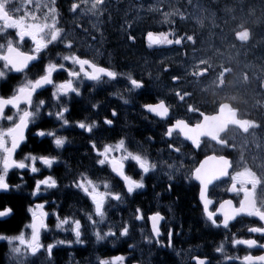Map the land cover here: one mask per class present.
<instances>
[{"label":"snow or ice","instance_id":"1","mask_svg":"<svg viewBox=\"0 0 264 264\" xmlns=\"http://www.w3.org/2000/svg\"><path fill=\"white\" fill-rule=\"evenodd\" d=\"M12 0H0V33L7 35V29H14L16 40L9 38L5 44H0V79H7L9 73L23 74L22 81L12 90L9 96L0 95V121L7 120L10 126L4 127L0 125V191L8 192L11 190V185L8 183L7 175L11 169L28 170L32 173H37L40 169L36 166L37 161L46 168H52L53 164L57 161L56 156L51 155H34L28 153L24 159H14V154L17 149L21 147L22 142L25 140V130L29 128L30 124H35L43 113V109L48 107L47 99H40L38 102L35 96L40 95L39 90H46V86L52 87L51 100L57 104H61L63 98H71V94L76 96L81 95L79 85L83 81H91L94 84H101L105 82L116 81L122 73L114 71L108 67L100 66L93 61L81 58L76 52L72 51L73 45L71 42L65 43L64 47L68 49L67 54H59L63 62H54L51 57L48 62L44 63V54L50 49L51 46L64 43L62 29L57 26L56 9L55 7L49 8L52 23H39L27 22L25 16L16 18L9 12V5ZM54 2V0H53ZM86 2V0H85ZM103 0H93L91 9L87 11L98 10V6H102ZM79 5L73 3L71 10L76 12ZM83 11V10H82ZM174 13H166L165 18L173 15ZM174 33L165 32H148L147 40L149 47L161 45H182L184 40L194 41L192 35L181 37L175 35L174 39L170 36ZM235 39L240 42H247L250 39V31L247 27L241 26V30L235 31ZM25 38L31 41V50H21V43L25 42ZM129 40H134V37L129 35ZM201 67L199 71H193V76H204L209 67L204 66L207 64L205 60H200ZM42 64V68L35 74V78H29L31 67ZM66 64L72 67H66ZM78 67V71L75 68ZM58 70H63L67 73L68 79L61 82L54 80V73ZM229 71L224 68L220 72L222 78L225 73ZM173 81H178L180 78L177 76L172 77ZM247 79V77H245ZM223 84V79L220 81ZM127 88L129 92L134 90L143 89L145 84L142 80L134 78L131 73L127 74ZM119 94V93H117ZM180 101H184L186 97L191 94L187 91L176 93ZM123 99V97H121ZM128 103L127 100L124 101ZM23 106V107H22ZM93 108L97 106L92 105ZM145 112L152 114L161 120L168 122V127L164 132V136L173 138L174 134L183 138L184 141H189L194 149H199L204 143H213L219 146L220 150L230 147V142L225 138L230 126H235L243 133H248L250 129L258 127V125L249 119H241L238 117V110L233 108L227 102H219L216 105L215 111L207 114L201 111L193 104L187 107L188 113L198 114L199 119L195 124L191 123L186 118L173 119L170 115L169 106L164 99H160L156 103H145L142 105ZM13 110L12 115L6 114V109ZM69 109L66 105H61L54 113L50 110L47 113L49 118L54 116L55 121L60 122L62 127L70 126V120L66 118V113ZM117 112L112 111L111 117H116ZM114 123L112 118L105 117L103 125L112 126ZM75 126L84 132L93 134L99 125L97 121L93 120L91 123H86L84 120L75 122ZM38 137H50L52 143L57 149L62 148L66 143V138L56 134L55 130L45 131L38 128L35 133ZM92 150L96 153V163L100 166H107L115 177H118L123 182L124 189L127 194L132 195L137 189L145 187V175L154 171L157 164L150 161V159L139 152L130 151L126 145L125 139L121 138L115 144H104L101 149L96 142H91ZM168 148L172 151L179 153L181 149L175 146V141L172 140L168 144ZM118 153L119 155H113ZM126 162H130L135 168L139 169L140 179H134L133 176L128 175L126 171ZM168 168L171 172H179L180 169L173 164H169ZM233 168V163L226 155L216 154L214 151L211 155H205L200 160L199 165L191 172L190 179L198 182L199 185V201L202 205L203 214L207 221L213 227L228 229L230 223L238 217L247 216L257 218L262 225H264V174L258 175L251 168L244 166L238 171H230ZM230 177L231 183L226 191L229 193H236L241 198L239 204L236 206L233 200L226 199L219 202L215 211L210 210V205H213V200L210 199V186H214L216 182H222L223 178ZM169 180L172 179V174H169ZM74 187L78 188L84 195L91 201L92 212L87 214V219L92 223L93 227L105 221L106 204L111 198L114 201H120L122 194L119 191H113V185L109 181L103 183L104 191L100 190V186L93 182L92 179L86 175L81 174V177L74 181ZM19 188V185L16 186ZM53 189L57 187V180L51 176H45L43 179L35 181V187L32 191V196H37L41 188ZM44 204L38 203L34 208L30 207L31 223L26 226L30 229V236H27L25 231L22 230L18 235L8 236L0 234V241H7L10 251L14 256L19 257L17 264H24V257L28 254L35 256L44 247L41 242V232L47 228L45 224V217L47 213L43 211ZM12 209L4 207L0 210V218L10 215ZM95 217V218H94ZM98 218V219H97ZM141 209H136V219L142 220ZM69 217L64 219L58 218L57 227L61 228L68 225L70 222ZM164 219L160 212H155L148 216L151 222L152 235L157 238L156 243L159 244V237L161 235L160 222ZM71 231L76 238L77 243H83L82 240V225L78 219L71 220ZM249 233H259L264 237V226H252L248 228ZM129 228L125 224L119 232L121 237L127 236ZM96 241H102L106 238L112 237L115 233L109 229L106 232L96 231L94 233ZM171 231L169 232V246L171 245ZM233 247L238 245H245L248 248L260 247L264 248V243H260L256 239H238L235 235L232 238ZM57 243L64 244L66 241L60 240ZM68 243H71L70 241ZM55 247L53 243L47 245V253L52 255V250ZM223 243L216 248V252L223 253ZM225 259H229L225 257ZM195 264H209L206 258L193 257ZM244 264H264V255L251 256L246 255L243 257ZM123 256H114L111 260L100 259L98 264H123Z\"/></svg>","mask_w":264,"mask_h":264},{"label":"flooded vegetation","instance_id":"2","mask_svg":"<svg viewBox=\"0 0 264 264\" xmlns=\"http://www.w3.org/2000/svg\"><path fill=\"white\" fill-rule=\"evenodd\" d=\"M29 9L27 13H35L37 10L38 0H27ZM71 7V5L69 6ZM25 10L24 0H12L9 5V12L16 18L23 16ZM7 35L0 33V44H5L9 38L14 41L17 39L14 29H7ZM4 35V37L2 36ZM21 50L30 51L31 41L25 38V42L20 45ZM59 51L61 55L67 54L68 49L63 46L53 47L51 46L48 51L44 54V63L48 62V58L51 57L54 62H63L61 57L57 54ZM2 67V62H0ZM66 67H72L66 64ZM42 68V64L35 67H31L29 78H35V74ZM78 71V68H75ZM7 79H0V95L9 96L12 94L13 88H15L23 79V74L9 73ZM68 79L67 73L63 70H58L54 73V80L61 82ZM81 95L76 96L74 93L71 94V98H63L61 104L51 100L52 87L46 86V90H41L40 95L35 96L36 102L40 99L48 100V107L43 109L44 115L36 121L35 124H30L29 128L26 129L25 140L22 142L21 147L17 149L14 154V159L22 160L25 155L32 153L34 155H51L56 156L57 161L53 164L52 168H46L37 161V167L40 169L37 173H32L28 170L11 169L7 175L8 183L12 186L8 192H0V210L4 207H10L12 212L6 217L0 218V223L8 221L13 215L15 210L12 204L14 199L19 200L22 204V214L20 215L21 221L19 225L31 221V214L29 208H34L36 204H44L43 211L47 213L45 220L53 222L51 212L59 206V212L67 214L68 210L73 209L72 203H64V199L72 201L69 196L73 194L78 203L75 207L77 209L87 210L92 208L91 201L84 196L78 188L74 187V181L81 177V174L86 175L92 179L93 182L100 186V190L104 191L103 183L107 180L113 185V191H119L122 194L120 201H111L106 204V212H111V217L108 220L113 219V222L117 224L131 226L133 232L137 227H147V236L151 239V233L149 229L148 216L155 212H160L164 219L160 223L161 235L159 237V244L163 241L169 240V232L171 231V245L173 247V255L171 262L163 254L157 252L156 249L151 248L158 257L151 260L148 264H193L192 259L194 256L200 258H206L209 264H244L243 257L246 255L260 256L264 255V248L253 247L248 248L245 245H238L233 247L232 238L235 235L238 239H256L260 243H264V237L259 233H249L248 228L252 226H264L261 222L254 217L241 216L230 224L228 229L223 227L216 228L211 225L201 214V207L198 200L199 190L195 186L191 179L192 170L198 166L202 156L199 152H193L189 145L185 144L180 137L174 134L173 138L164 136V132L168 127V123H161L160 121L145 116L147 122H138L137 111L139 108L131 106H123L121 108H112L114 104L106 98L104 95V85L89 83L83 81L79 85ZM142 97H139L141 99ZM130 103L131 98L128 100ZM95 104L97 107L93 108ZM106 104V105H105ZM61 105H66L69 112L66 113V118L70 120V126L62 127L60 122L55 121L54 116L49 118L47 113L51 110L53 113L58 110ZM104 105V106H103ZM23 107V106H22ZM112 111L117 112L116 117H111ZM7 115H12L13 110L10 108L6 109ZM112 118L114 123L112 126L103 125L105 117ZM144 119L143 115H141ZM139 117V118H141ZM158 121H154V120ZM84 120L86 123H91L93 120L97 121L99 127L94 130L93 134L82 131L75 126V122ZM0 125L4 127L10 126V122L7 120L0 121ZM141 127V128H140ZM38 128H42L45 131L55 130L56 134L66 138V143L62 148L57 149L52 143L50 137H38L35 135ZM121 138L125 139L126 145L130 151L139 152L146 155L151 162L157 164V168L145 175L144 184L145 187L137 189L132 195L127 194L124 189L123 182L120 181L107 166H100L96 163L97 156L92 150L91 142H96L102 149L104 144H115ZM175 141V146L179 147L181 151L179 153L172 151L168 148V144ZM261 145V149L252 148L248 142L245 143L247 157L243 162L242 167L247 166L255 171L258 175L264 174V163L257 165L263 160L264 157V146ZM113 155H119L113 153ZM230 161L233 163V168L230 171H237V159L229 151L225 152ZM261 159V160H260ZM169 164H173L179 168V172H171L168 168ZM260 167V170H258ZM126 171L128 175L133 176L134 179H140L139 169L131 165L130 162H126ZM169 174H172V179L169 180ZM51 175L57 180V187L53 189L41 188L40 193L37 196H32V191L35 187V181L37 179H43L45 176ZM190 179V180H189ZM183 183L191 185L195 191L193 193V203L191 208L194 210L193 217L189 211L184 214L178 213L182 210L179 206V200L176 198H169V196L160 198L152 193V189L158 188L159 186L164 188L168 183ZM230 177H227L226 182L215 185L210 189V199L213 200V204H219L223 199H231L233 203L238 206L239 199L241 198L236 193H229L226 191L230 185ZM19 185V188L16 186ZM167 188V187H166ZM181 188L178 186V189ZM148 189V191H147ZM176 189V190H178ZM163 197V198H162ZM192 201V200H190ZM158 202H161L158 203ZM141 209L143 219H136V209ZM55 212V211H54ZM18 225V226H19ZM202 226H205L213 231H207ZM191 229V230H190ZM228 231L227 242L224 243L223 253L216 252L217 246L214 245L213 241L219 235L215 234V231ZM18 231V227L15 230H9V228H0V234L9 235ZM125 237V236H124ZM117 237V240L121 242L122 238ZM134 237L132 236L131 240ZM201 239V240H200ZM211 239V240H210ZM129 240V242H131ZM157 238L155 239L156 242ZM5 244H4V243ZM188 242L193 243L192 245L187 244ZM7 241H0V255L2 262V249H6ZM220 246V245H219ZM218 246V247H219ZM85 261L93 262L98 257L91 252H86L83 255ZM228 257L229 259H225ZM131 262H138L140 259L133 252L130 253ZM57 264H65L64 261L59 260Z\"/></svg>","mask_w":264,"mask_h":264},{"label":"rangeland","instance_id":"3","mask_svg":"<svg viewBox=\"0 0 264 264\" xmlns=\"http://www.w3.org/2000/svg\"><path fill=\"white\" fill-rule=\"evenodd\" d=\"M198 1L199 0H186L183 4L184 8L179 7L178 2H180V1H178V0L177 1L176 0H167V2H166V0L156 1L155 5H158V6L155 8L162 6V7H165L167 10H169L168 13H174L173 15L168 16L167 19L165 18V14L162 15V19L160 20V23L161 24H163V23L167 24L168 21L172 20L173 17H176V16L187 19L186 15H190L191 19H188L189 21H194L197 23L200 22L204 26L202 28V30L205 29V31H201V33H205V35L209 34V35H215L216 37H218V36L223 37L222 35L225 36L228 33V31L233 27L234 21H236L237 19H241V18H235V15L232 12H229L227 9H226V11L228 12V14H227L228 17L224 18L222 20H219L222 22V24L219 23V21L215 18L214 13H211L212 17H205L204 18L203 17L204 14H202V16H201V14L199 15L198 11L199 12H205L206 9H208V7L204 3L202 5H199ZM159 4H161V5H159ZM211 9H214V11H215V6L211 7ZM153 10H157V9H153ZM185 10H187V11L185 12ZM141 11H143V10H141ZM216 12H217V10H216ZM199 17H201V18L199 19ZM228 21H231L232 23L229 24ZM230 37H233V34H231ZM209 40H210V37L206 41H209ZM200 41H202V38ZM200 44H204V41H202ZM221 48H223V46H216V48H214V46H211V47L207 48V50L203 52L205 57L198 55L197 52H192V53L188 54L187 57L182 55L181 52H177V53H171L169 58L181 60V61L177 62V64H179V65L184 64L182 59H186V60L191 59L194 61V63L196 65L200 64L199 61L203 60L204 58H205V60L212 61V62H209L210 65L220 64V63H222V61L228 62L229 58H232L233 53H231L230 50H228V51L222 50ZM257 58H259V59L256 61H252L250 64H248L249 68L251 70L253 68L252 74H256L259 72V64L260 63L264 64V50H262L257 55ZM182 71L187 72L185 67L182 68ZM245 72H248L246 70V68H243V69L237 68L236 72L233 73L234 77L228 81V89L233 90V92L234 91L239 92L240 97H243V95H245V93L243 92V90L245 88V90H246L245 92L248 91V97H247L248 101L247 102L249 104L254 105L255 102L259 101V99L257 96L254 97V95H252L253 89H252L251 85L248 86L246 83ZM208 91L211 93H214L212 87H210Z\"/></svg>","mask_w":264,"mask_h":264},{"label":"trees","instance_id":"4","mask_svg":"<svg viewBox=\"0 0 264 264\" xmlns=\"http://www.w3.org/2000/svg\"><path fill=\"white\" fill-rule=\"evenodd\" d=\"M219 5L223 6V7L230 8V9L237 8V4H235V2H231V1L224 3V4L220 3ZM219 16H220L219 20H222V19L226 18L227 15L224 13H220ZM122 17H118V16L114 15L113 24H114V26H116V28L118 30L121 31V33H120V35L116 36L115 38H110V40L108 41V45H110V48H107L106 51H107V53L111 54L112 56L114 55L113 60H118L119 62L121 61L123 63L127 62V63L132 64V65L139 64V66L142 67L146 63L145 58L141 57L139 55V50H142L143 43L141 42L139 44L131 46V43L128 42L129 39H128V32L126 31V28L128 26V23L131 22L132 19L131 18H122ZM110 22H111V18H108V24L109 25H110ZM219 23H221V21H219ZM186 28H188V27H186ZM186 28H185V25H183L182 27L176 26L174 28H171L168 31V33H174L176 35L184 37L186 32L182 33V31ZM113 30H115V29H113ZM105 31L108 32L106 29H105ZM150 31L154 32L155 30L153 29ZM159 32L167 33L166 31L158 30V33ZM195 33H196V31L194 30V27L191 26L189 31H188V35H193ZM185 41H186V39H185ZM112 44H114V47H112ZM184 46L186 48L189 46V44L184 42ZM153 51H155V48H153ZM169 198H171V199L176 198L179 200V206H181L183 209V211L182 210L178 211L179 215L180 214L186 215V213H188L190 211L191 212L190 215L193 217L194 210L191 208V203H193V201H190V200H193L192 190L181 192V190L177 191L175 189V187H172ZM0 201H1V199H0ZM64 203H72V201H68V199H64ZM12 204H14V206H13L14 207L13 209L15 210L14 215L8 221L0 223V228L1 227L9 228V230L13 231L18 227V225L21 221L20 215L22 214V205H21L22 203L19 200L14 199ZM79 252L83 256L86 252H88V250L86 251L85 249H79ZM112 254H113V252L108 250V256H110ZM143 259L141 261L142 264H144ZM0 262H1V255H0Z\"/></svg>","mask_w":264,"mask_h":264},{"label":"bare ground","instance_id":"5","mask_svg":"<svg viewBox=\"0 0 264 264\" xmlns=\"http://www.w3.org/2000/svg\"><path fill=\"white\" fill-rule=\"evenodd\" d=\"M252 1H257V0H252ZM228 16H226L227 18ZM229 24H231L232 22L231 21H228ZM222 24V22H221ZM106 98L108 99V97L106 96ZM109 100V99H108ZM110 101V100H109ZM141 128V127H140ZM69 212H73V209L72 210H68ZM68 214V212H67ZM191 230V229H190ZM211 240V239H210ZM134 254H136L138 256V258L140 259V261H142V259L144 258V249L141 247V246H135L134 247V250L132 251Z\"/></svg>","mask_w":264,"mask_h":264}]
</instances>
